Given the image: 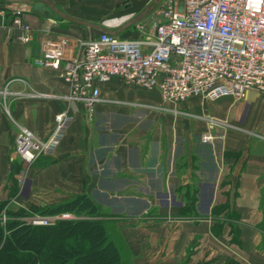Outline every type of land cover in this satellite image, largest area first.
I'll return each mask as SVG.
<instances>
[{"label": "crops", "instance_id": "1", "mask_svg": "<svg viewBox=\"0 0 264 264\" xmlns=\"http://www.w3.org/2000/svg\"><path fill=\"white\" fill-rule=\"evenodd\" d=\"M52 1L74 17L118 30L153 0ZM16 7L33 26L30 43L8 27ZM0 25L1 200L52 205L85 191L111 215L106 219L127 246L129 264H264L261 97L176 103L115 77L102 86L89 120L84 104L67 98L62 69L36 65L35 58L46 37L87 38L101 31L35 10L28 1L0 4ZM133 25L119 36L139 37ZM64 110L74 120L54 156L32 165L16 158L19 127L46 138ZM207 133L214 138L204 141ZM192 194L195 208L184 212ZM224 205L236 218L228 209L214 212Z\"/></svg>", "mask_w": 264, "mask_h": 264}, {"label": "built area", "instance_id": "2", "mask_svg": "<svg viewBox=\"0 0 264 264\" xmlns=\"http://www.w3.org/2000/svg\"><path fill=\"white\" fill-rule=\"evenodd\" d=\"M8 27L19 31L16 37L23 43L35 37L21 8L13 10ZM136 28L137 38L107 32L87 38L46 37L35 64L62 69L70 86L67 98L82 102L89 120L102 86L115 77L176 103L196 97L245 100L250 93L264 100V0H162L148 22L140 21ZM73 120L69 110L58 113L46 138L20 126L14 155L26 165L54 156ZM213 138L210 133L203 136L204 141ZM80 217L60 212L24 219L51 225Z\"/></svg>", "mask_w": 264, "mask_h": 264}, {"label": "trees", "instance_id": "3", "mask_svg": "<svg viewBox=\"0 0 264 264\" xmlns=\"http://www.w3.org/2000/svg\"><path fill=\"white\" fill-rule=\"evenodd\" d=\"M16 192L13 189L11 196ZM195 196L191 195L192 201L184 212L195 208ZM9 203L10 200L0 199V264H129L106 219L111 215L89 193L84 191L58 204L19 207L16 211L8 208ZM226 209L231 218H236L229 205L217 207L214 212L219 214ZM4 211L7 220L1 218ZM60 212H73L81 217L58 220L51 225H34L23 218L34 213ZM219 224L217 220V228Z\"/></svg>", "mask_w": 264, "mask_h": 264}, {"label": "water", "instance_id": "4", "mask_svg": "<svg viewBox=\"0 0 264 264\" xmlns=\"http://www.w3.org/2000/svg\"><path fill=\"white\" fill-rule=\"evenodd\" d=\"M8 0H0V4L5 3ZM10 1H28V2H34V8L38 11H46L49 14H53L58 18H63L66 21H72L75 23L86 25L90 28L98 29L101 32H107L112 35H119L121 31L124 29L132 26L133 24L138 23L142 19H144L149 13H151L162 0H153L142 12H140L138 15L134 16L132 19H130L121 29L118 30H112L105 28L103 26H100L95 23L88 22L86 20H82L80 18L74 17L66 12H64L61 8H59L52 0H10Z\"/></svg>", "mask_w": 264, "mask_h": 264}, {"label": "rangeland", "instance_id": "5", "mask_svg": "<svg viewBox=\"0 0 264 264\" xmlns=\"http://www.w3.org/2000/svg\"><path fill=\"white\" fill-rule=\"evenodd\" d=\"M123 8H120L121 10H122V12H124V10H125V8H124V6H122ZM116 13H118V12H115V14ZM134 28V25L133 26H131L129 29H133ZM128 29V28H127ZM125 33L127 32V30L126 31H124ZM20 206L19 205H16L14 202H13V200L8 204V208L9 209H12V210H14V211H16V210H18V208H19ZM25 208H30V207H25ZM36 213H34V215H35ZM38 214V213H37ZM8 214H7V212H3L2 214H1V218L3 219V220H7V218H8V216H7ZM30 216H33V214H31V215H28V216H25V217H23V218H28V217H30ZM123 250H124V252H125V258H126V256L128 257V259H129V257L131 256V254L128 252V250H127V246L126 245H123ZM127 259V258H126ZM127 262H128V260H127Z\"/></svg>", "mask_w": 264, "mask_h": 264}]
</instances>
